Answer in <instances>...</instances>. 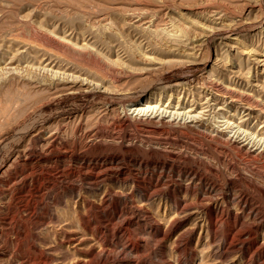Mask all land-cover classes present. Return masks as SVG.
Listing matches in <instances>:
<instances>
[{"label": "bare ground", "instance_id": "obj_1", "mask_svg": "<svg viewBox=\"0 0 264 264\" xmlns=\"http://www.w3.org/2000/svg\"><path fill=\"white\" fill-rule=\"evenodd\" d=\"M245 1L249 4L246 8L248 14L257 11L256 3L262 2V0ZM25 2L26 0H0V80L7 78L6 75H12L10 80H6V83L3 80L4 84L0 85L2 87L0 88V119L7 120L10 117L9 110L25 99L23 96L26 92L32 94L28 92L32 90L29 85L26 86L30 89H26L24 93V85L27 83L24 81L20 84L19 80L29 79V74L34 71L47 75L54 91L59 93L90 87H99L107 92L118 89V83L113 81V77H108L110 75H107L108 70L103 76L92 78L94 73L85 66L86 61L87 66L92 64L93 68L92 66L89 68L94 71L101 67L103 69L102 63L106 62L111 66L109 70L112 66H116L120 68V73L136 70L135 64L132 65L134 59L131 55L134 53H130L131 49H128V46L126 48L121 45L118 37L112 32L105 38L104 34L101 36V33L96 32L95 29L93 31L80 28L78 34L71 32L47 39L48 44L56 49L70 45L74 47L72 53L75 48L80 51L79 55L94 53L96 59L94 55L93 59L90 58L91 61L88 58L84 62V67L83 64L76 62V59L68 60L61 53L46 48L45 44L43 46L42 43H35L34 39H28V36V38L22 37L18 29L7 32L8 28L5 27L11 25L13 21L5 23L4 18L6 13L11 12L19 15L16 16L18 23H22L23 19L25 23V20L35 16L40 18L38 26L45 28V20L49 19L48 14L42 17L41 12L37 13L38 9L35 5L23 14L15 12L17 7L22 11L29 9V4ZM114 6L112 5L111 8H118ZM157 7L159 10L162 6ZM119 9L117 10L121 11ZM193 14L198 15L188 9L186 12L176 11L172 17L177 25L173 24L178 28L177 34H174L177 40L174 50L191 51L186 53L182 60L192 61L197 57L192 55L205 51L203 47L207 44L212 30L223 26L221 11L211 12L206 16L207 22L200 26L195 25L191 17ZM126 19L117 18L123 29V35H131L129 39L137 45L134 46L136 50H149L148 46H144L143 40L134 34L141 28V25L135 23L140 18L134 21L130 18V20ZM4 28L6 31H3ZM83 60L85 59L81 62ZM209 72L214 77L209 88H186L179 82L162 87L146 83L147 86L144 85V88L135 92L137 102L129 108L124 106L120 110V107L114 106L106 112V115L113 116L112 131L97 129L95 125L85 127L84 122H80V117L76 126L83 141L78 143L76 151L72 150V144L62 136L66 125L65 121H62L55 123L46 129L43 135L37 137L36 148H27L19 152L16 166H20V172L25 171V165L31 166L34 163H41L46 169H52L54 168L52 164H56L57 160L62 163L63 168L71 159L78 160L79 169L92 185L90 187H93L94 196H98V199L75 200L69 206L63 201L58 202V206L61 202L64 203L62 208H65V205L67 208L64 211H69L72 217L76 218L75 228L83 233L81 236L83 240H80L78 233L68 231L73 218L61 217L58 211L55 214L48 213L45 216L35 217L33 209L26 202L18 205V209L24 212L20 222H15V217H12L14 214L10 216V213L6 212L3 220V227L6 229H1V233L11 231L15 237L24 240V243L18 246L21 252L19 264H147L146 253L152 254L161 264H264V236L261 243L257 240L259 224H264L263 188L247 186L244 189L239 186L238 191L233 192L236 180L230 179L233 186H230V192H225L221 182L211 176V169L204 170L200 161L184 162L188 160L186 157L163 147L173 142L177 143L183 134L187 136L186 141L206 144H210L215 135L221 139L224 136L228 143L236 144V147L244 151L251 160L255 161L257 156L263 159L262 170L256 171L264 177V27L253 34L236 35L228 37L227 41L216 43ZM37 74L35 77H38ZM44 76L42 74V77ZM213 113L223 119L224 123L219 124L217 121L214 123ZM131 126L134 130L130 129ZM189 132H195V135L192 133L189 136ZM98 136H110L115 140L125 138V140L121 139L112 144L110 150L99 149L101 151L93 152L94 146L90 143ZM217 144H220L215 146L216 152L219 150L217 157H221L222 153L230 149H226L227 143ZM102 145L108 146L101 143L100 147ZM144 145L148 146L147 150ZM131 155H136V159L140 156V161L131 159ZM182 162L184 165L177 164ZM235 162L229 161L228 165L231 170L238 171L239 162H236L237 164ZM128 164H134L141 171L152 168L151 172L157 175L155 181L150 180L148 185L146 182H137L136 186L126 191L125 185L130 177L123 176L117 182L113 178H108L110 172L119 171ZM171 175L179 177L173 182L179 186V192L182 194L164 189L172 182L168 179ZM182 178L186 182H182ZM113 181L118 184L117 187L112 183ZM30 187L21 185L13 186V189H17L21 198L26 200L27 196H24L23 192ZM135 187L136 191H134ZM34 188L36 193H42V186ZM119 195L126 201L129 200L128 203L124 200L125 206L121 208L114 204V200H120ZM13 198H15L14 193L10 194V200ZM163 204L165 209L161 212L159 208ZM4 207L10 210L9 204ZM254 221L257 222L251 225ZM25 222H29L30 225ZM13 223L19 225L13 227ZM48 223L53 225L54 229L52 241L47 242L39 238V235L34 241L29 239V233L36 234L33 230L46 227ZM7 224L8 226H5ZM183 224L181 231L173 236ZM222 224L229 227L225 233L220 231ZM195 232L199 233L198 241L193 245L191 239ZM87 235L92 242L91 245L85 242L84 237ZM27 243L30 249L28 253L23 251ZM82 245L87 248L84 250ZM231 255L235 257L229 259Z\"/></svg>", "mask_w": 264, "mask_h": 264}, {"label": "rangeland", "instance_id": "obj_2", "mask_svg": "<svg viewBox=\"0 0 264 264\" xmlns=\"http://www.w3.org/2000/svg\"><path fill=\"white\" fill-rule=\"evenodd\" d=\"M26 2L25 4H29V9H23L22 11L20 7H17L15 12L18 11L20 12L18 14H23L25 11L27 12L32 6L35 5L39 11H37V13L41 12L42 17H45L47 14L51 15V17L47 15L49 19L47 18L45 20V28L42 29L38 26L40 18L35 16H32L31 19L25 20V23H23L24 19L21 21L22 23H18V17L16 16L19 15H15L11 12L6 13L5 18L3 16L5 23H8L9 21L15 22V24H13V22H9L11 25H7L5 27L8 28L6 29L7 32L18 29L22 37H29L28 39L32 38L34 39L35 43H42L41 45L43 46L45 44L46 48L50 49L51 51H57L61 53L68 60L74 61V59H76L75 61L81 63V65L83 64V67L86 64L85 66L90 69L92 73H94V75L91 76L92 78L94 76H103V73L106 74L108 70L109 73H107V75L110 74L108 77H113V81L118 83V89L107 92L103 89H100L99 87H90L56 93L53 89V85L50 84L51 81L49 77H47V75L44 76V73L39 71H37L39 72L38 74L37 72L35 73V71L30 73L29 79H26L28 81L19 80L20 84L24 81L27 83H24L25 85L23 84L25 86L24 93L26 92V89H30L28 88L30 86L32 90L27 91L31 92L32 94L30 93L31 95H29L26 92L23 96L25 99H23L21 103L16 104L14 107L12 106V108L9 110L10 117H8L7 120L0 119V230L6 229L3 227V220L5 218L6 212H9L10 216L14 214L12 217H15V222H20L24 212H22L21 209H18V205L24 204L26 202L30 204V207L33 209L31 210L35 217L45 216L48 213L55 214L58 211L61 217H70L72 219L73 217L70 212L64 211L67 210L66 205L65 208H62L64 203L61 202L58 206V202L63 201L69 206L70 204H73V201L79 200L81 198L98 199V196H94L95 193L92 190L93 187H90L92 185L88 183V180H86V177L79 169V161L76 159H71L70 161L66 162L65 168H63L62 163L57 160L56 164H52V167H54H51L52 169H46L41 163H34L31 165L32 167L25 165V171L20 172V166H16L19 152L27 148H36L38 146L37 137L43 135L46 132V129H49L55 123L58 124L62 121H65L66 125L63 129L62 136L67 140L68 143L72 144V150L76 151V146L78 143L80 144L83 141L80 136V132L77 131L76 126L80 117V122H84L85 127L88 125H95V128L97 129L101 128L102 130L112 131L113 127L111 126V122L113 121V116L109 114L106 115V112L114 106L120 107V110H122V107L124 106L129 108L132 104L137 102V96L135 92L144 88L149 83H152L153 86L156 85V87H162L166 85H173L174 83L179 82L186 88H209V85L211 86V81L214 78L210 74L209 69L214 59L216 43L227 41L228 37H233L236 35L246 36L253 34L264 27V0H262V2L258 1L256 3L257 11H254L250 14H248V11H246V8L249 4L245 0H26ZM245 2L246 5H244ZM112 5H115L114 7L118 8H111ZM160 5L162 7L158 10L157 6ZM113 9H115L117 13H115ZM117 9L121 11H118ZM188 9H191L198 14H193L191 16L195 25L200 26L202 23L207 22L206 16L214 11H221L224 19L223 26H221L220 29L216 28L215 30H212V34H210L208 42L205 44L206 47H203L205 51H200L198 55L193 53L194 55L192 56L197 57H195V59L192 61H190V59L182 60L185 58L186 53H190L191 51L187 52L185 49L174 50L177 45L175 35L178 32V28L175 26L177 24L174 23L175 20L172 17L176 11L186 12ZM12 14L13 16H10ZM107 17H109V19ZM118 17L123 19L130 18L133 19V21L140 18L138 21L139 23L137 21L135 23L141 25V28L135 31L134 34L137 35L140 40H143L144 46H148L149 50H136L137 48L134 46L137 47V45L132 42L133 40L129 39L131 35H123L124 32L117 20ZM80 28L90 30L95 29L96 32L101 33V36L104 34L105 36L103 37L105 38L107 34L111 32L114 33L116 37H118L119 43L124 45L126 48L129 47L128 49H131V54L134 53V55H131L134 59V63H132V65L135 64L134 67L136 70L133 71L132 69V71L130 70L120 73L121 70L119 67L112 66V68H110L111 70H109V67L111 66H109L107 62L102 63V61H100L103 64V69L106 70H103L101 67L99 70L94 71L92 69V64L87 66L88 63H86L88 58V60L91 61L90 58L93 59V55L95 57L94 53H89L90 55L87 53H82V55H79L81 54L80 51L76 50L75 48L74 53H78V56L76 53H72L74 47H71L70 45L69 46L71 48L69 46H64L62 49H56L51 47L47 42V39L55 38L56 35L62 36L71 32L78 34L77 31H80ZM61 30L65 32H62ZM145 42L147 44H145ZM86 54L90 57H88ZM80 59L85 60L81 62ZM94 59H96V57ZM90 66H92V68H89ZM34 73L35 76L37 74L39 78L35 77ZM42 74L44 77H42ZM6 76L7 78L4 77L5 79L0 80L1 86L6 83L8 79L10 80L12 75L10 74ZM32 77L33 79H30ZM39 79H41L42 82L40 81V83L42 84L38 83ZM3 80H5V82ZM45 81H48L49 83L46 82V84ZM32 82L34 87L32 86ZM119 82L121 83L119 84ZM36 86H40V88L38 87V89ZM213 114L212 120L214 123H224L223 119L215 115V113ZM214 118H216V120ZM130 129L134 130V127L131 126ZM191 134L195 135V132H189V136H191ZM229 134L231 135V132H229ZM186 137L187 136L183 134L180 137L181 140L177 141V143L173 142L167 144V146L163 145V147L186 157L188 160L184 162L192 160L200 161L201 167L203 169L205 168L204 170L211 169V176L221 182L222 186H224L225 192H230V186H233L230 183V179L236 180V187L233 188V192H237L239 186L244 189L247 186H260L264 190V177L262 174H259L256 171L257 169L262 170L263 167V159L260 158V156H257L255 161L251 160L244 154V151H241L236 147V144L228 143L224 136L221 139L215 135L213 140L210 142L211 145L198 141L189 142L186 141ZM121 139L123 141L125 140V138H117V140H115L110 136H98L93 138L90 144L94 146L93 152H98L101 150L107 151L112 148V144L121 141ZM218 142L225 144L227 143L225 145L226 149L230 148L229 150L232 152L228 150L227 152L222 153L223 155L221 157H217V152H219V150L216 152L215 146L220 145L217 144ZM101 143H105L110 147L106 145H102L100 147ZM108 143H110V145ZM115 147L116 146L114 145L113 148ZM147 147L148 146L144 145L146 150ZM130 158L136 159V155H131ZM135 161H140V156H138ZM229 161H236L237 163L239 162L238 164L235 162L237 166L239 165L238 171H233L230 169L228 165ZM177 164L184 165L183 162ZM121 170H114L113 172H110L111 174L108 178H113L114 181L117 182L119 179H122L123 176L130 177V180L125 185L126 191L132 189V186H136L135 183L137 182H146L148 185L150 180L155 181L157 177V175H154L151 172L152 168L141 171L139 168L135 167L134 164H128ZM159 171L160 170H158V172ZM16 174H18L17 180ZM168 179L172 181V184L170 183L169 185H166L164 189L170 192H179V186L173 182L177 181L179 177L177 175H171L168 177ZM23 180H25V182H22ZM114 181L112 183L115 185V187H117L118 184L114 183ZM182 182L186 181L182 178ZM21 185L32 187H30L31 189L27 188V191L23 192L24 196H27L25 197L26 200L21 198L17 189H13V186ZM114 185L112 187L116 190ZM35 186H42V193H36L34 188ZM73 187L75 189H73ZM134 191H136V187L134 188ZM12 193L15 194V198L10 200V194ZM179 194H182V192H179ZM118 198L121 201L114 200V204L119 208L124 207L125 204L123 201L125 199L120 195ZM263 199L264 196L262 197V201H264ZM128 201L129 200L126 202L128 203ZM4 204H9L10 210H6ZM159 209L161 212H163L165 205H161ZM72 220L73 221L69 225L70 229H68V231L71 233H78V236L81 237L83 233L78 232L75 228L77 224L75 221L76 218H73ZM248 222L251 221L248 220ZM256 222L257 221H254L251 225ZM25 224L30 225L29 222H25ZM184 224L181 228L174 232L173 236L181 231V229L184 227ZM18 225L19 224L15 223L13 227H17ZM251 225L247 224V226ZM5 226H8V224ZM52 226L53 225L48 223L46 227L33 230V232L36 234H33L32 232L31 234L29 233V239L34 241L36 236L39 235V238L45 239L47 242L52 241L54 230ZM228 229L229 227L226 224H222L220 226L221 233L227 232ZM262 233L264 234V224L260 223L258 233L259 237L257 239L260 243L263 241L264 235H262ZM198 234V232H195V234L192 236L191 240L193 245L197 244ZM84 238L85 242H87V245H91L92 242L89 240L88 235ZM80 240H83V237H81ZM36 242H38V240H36ZM20 243H24V240H20L19 238L15 237L13 232L3 231V233H1L0 231V256L2 257L0 258V264H19L21 252L19 251L20 249L18 246ZM81 247L84 250L87 248V246L84 245ZM23 249V251L26 253L29 252L30 249L28 247V243L27 245L25 244ZM253 250H255V248H253ZM146 254L148 255L147 264H161L158 259L154 258L152 254ZM231 256L229 259H233L235 257L233 255Z\"/></svg>", "mask_w": 264, "mask_h": 264}]
</instances>
